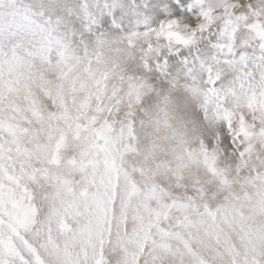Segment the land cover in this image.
Segmentation results:
<instances>
[{
  "label": "clouds",
  "instance_id": "9594fccd",
  "mask_svg": "<svg viewBox=\"0 0 264 264\" xmlns=\"http://www.w3.org/2000/svg\"><path fill=\"white\" fill-rule=\"evenodd\" d=\"M0 264H264V0H0Z\"/></svg>",
  "mask_w": 264,
  "mask_h": 264
}]
</instances>
